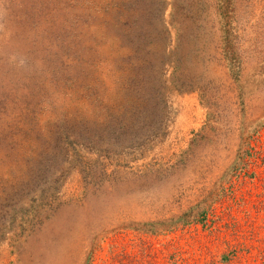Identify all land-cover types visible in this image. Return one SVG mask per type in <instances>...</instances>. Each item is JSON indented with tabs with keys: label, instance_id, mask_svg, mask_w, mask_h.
<instances>
[{
	"label": "rangeland",
	"instance_id": "1",
	"mask_svg": "<svg viewBox=\"0 0 264 264\" xmlns=\"http://www.w3.org/2000/svg\"><path fill=\"white\" fill-rule=\"evenodd\" d=\"M0 264H264V0H0Z\"/></svg>",
	"mask_w": 264,
	"mask_h": 264
},
{
	"label": "trees",
	"instance_id": "2",
	"mask_svg": "<svg viewBox=\"0 0 264 264\" xmlns=\"http://www.w3.org/2000/svg\"><path fill=\"white\" fill-rule=\"evenodd\" d=\"M226 46L228 47V45H227V40H226ZM205 215V214H204ZM197 219V217H193V218H191V220L192 221H195ZM191 220H188V221H186V223H188V222H191ZM229 254L230 255H232V254H234V249L233 248H231L230 250H229Z\"/></svg>",
	"mask_w": 264,
	"mask_h": 264
}]
</instances>
